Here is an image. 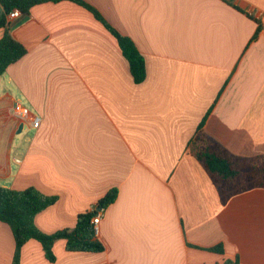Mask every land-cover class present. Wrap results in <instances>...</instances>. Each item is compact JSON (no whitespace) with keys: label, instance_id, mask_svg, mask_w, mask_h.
<instances>
[{"label":"crops","instance_id":"0c3cea01","mask_svg":"<svg viewBox=\"0 0 264 264\" xmlns=\"http://www.w3.org/2000/svg\"><path fill=\"white\" fill-rule=\"evenodd\" d=\"M83 1L135 44L145 78L133 83L114 37L74 2L10 20L25 52L0 75V186L56 197L33 219L45 234L115 188L103 251L57 239L48 262L30 239L19 264H264V189L221 205L188 149L205 118L231 155H264V0ZM14 249L0 223V264Z\"/></svg>","mask_w":264,"mask_h":264},{"label":"trees","instance_id":"16d2710c","mask_svg":"<svg viewBox=\"0 0 264 264\" xmlns=\"http://www.w3.org/2000/svg\"><path fill=\"white\" fill-rule=\"evenodd\" d=\"M70 1L89 11L102 24L107 32L114 37L121 55L127 61L133 83L138 84L145 78V66L142 54L135 44L122 36L114 27L106 22L99 13L83 0H0V28L3 34L0 38V75L24 54L25 48L12 39L8 33L7 14L13 10L20 14H27L35 5L53 2ZM260 32V26L252 37ZM205 118L197 126L189 144L190 155L199 162L205 170L206 176L215 187L221 205L233 196L247 190L264 189V155L255 157H239L231 155L226 148L205 133L201 126ZM116 197L115 188L110 189L101 197L92 210L77 216L72 230L64 229L52 234L41 232L33 222L34 216L43 209H47L56 201V197H47L33 188L13 190L0 186V223L10 228L15 249L12 254V264H19L21 247L30 239L39 242L44 251V258L48 262L54 261L52 246L55 240L64 239L67 252L103 251V245L96 239L92 218L98 211H103ZM210 252L221 253V246L216 245L208 249ZM235 259L232 264H238Z\"/></svg>","mask_w":264,"mask_h":264},{"label":"built area","instance_id":"2783aa9c","mask_svg":"<svg viewBox=\"0 0 264 264\" xmlns=\"http://www.w3.org/2000/svg\"><path fill=\"white\" fill-rule=\"evenodd\" d=\"M19 15H20L19 11L13 10L10 13L7 14L6 18H7L8 21H10V20L18 17ZM31 125H32V127H37L38 120H33ZM101 212H102V210L98 211L96 213V215L91 220V224L93 226V231H94V235L95 236L98 234V231H99V220L101 218Z\"/></svg>","mask_w":264,"mask_h":264},{"label":"water","instance_id":"95a60500","mask_svg":"<svg viewBox=\"0 0 264 264\" xmlns=\"http://www.w3.org/2000/svg\"><path fill=\"white\" fill-rule=\"evenodd\" d=\"M21 128H22V124H20V126H19V131L21 130Z\"/></svg>","mask_w":264,"mask_h":264}]
</instances>
